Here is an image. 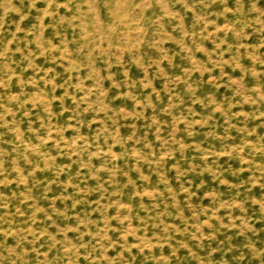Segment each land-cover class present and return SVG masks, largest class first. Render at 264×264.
<instances>
[{"label": "rangeland", "instance_id": "374dc122", "mask_svg": "<svg viewBox=\"0 0 264 264\" xmlns=\"http://www.w3.org/2000/svg\"><path fill=\"white\" fill-rule=\"evenodd\" d=\"M0 264H264V0H0Z\"/></svg>", "mask_w": 264, "mask_h": 264}]
</instances>
